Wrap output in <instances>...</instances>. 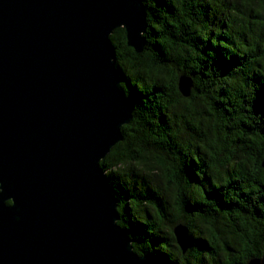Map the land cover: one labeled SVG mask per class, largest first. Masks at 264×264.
<instances>
[{
    "label": "clouds",
    "instance_id": "obj_1",
    "mask_svg": "<svg viewBox=\"0 0 264 264\" xmlns=\"http://www.w3.org/2000/svg\"><path fill=\"white\" fill-rule=\"evenodd\" d=\"M162 2L139 0L142 43L123 23L106 36L117 90L139 97L96 165L115 201L114 226L140 261L264 264V114L254 110L264 0ZM214 49L238 63L223 73ZM2 204L14 208L15 197ZM181 231L205 246H186Z\"/></svg>",
    "mask_w": 264,
    "mask_h": 264
},
{
    "label": "water",
    "instance_id": "obj_2",
    "mask_svg": "<svg viewBox=\"0 0 264 264\" xmlns=\"http://www.w3.org/2000/svg\"><path fill=\"white\" fill-rule=\"evenodd\" d=\"M144 22L139 0H0V264H156L130 253L96 166L132 105L106 36L142 43Z\"/></svg>",
    "mask_w": 264,
    "mask_h": 264
},
{
    "label": "trees",
    "instance_id": "obj_3",
    "mask_svg": "<svg viewBox=\"0 0 264 264\" xmlns=\"http://www.w3.org/2000/svg\"><path fill=\"white\" fill-rule=\"evenodd\" d=\"M159 6L160 7H166V5L162 2V0H161V3ZM169 11H171V9H169ZM209 47H211V45H209ZM214 51H216L217 57H218L216 64L222 70L223 73L226 74L227 72H229L232 69L233 66H235L238 63V61L235 58H233L232 62H226V61H224L223 57L220 55L219 50L214 49ZM257 83H259L258 80H257ZM130 101L132 102V104L139 102V97L135 93H133V97ZM254 110L258 114H264V87H262L261 91H259L257 93V100L254 104ZM193 167H195V165H193ZM188 171L191 174V169H189ZM211 198H214L218 201H221V205L223 206L222 198L220 197L219 193L214 191L211 194ZM188 210L191 211V207H189ZM133 230L137 234H142L144 232L143 227H141L139 225L134 226ZM192 244H197L198 246H200L202 248L205 246V245H203L202 242L193 241V240L189 239V246H191ZM151 258L155 261L156 264H168L167 258L163 255L157 254L155 257H151Z\"/></svg>",
    "mask_w": 264,
    "mask_h": 264
}]
</instances>
